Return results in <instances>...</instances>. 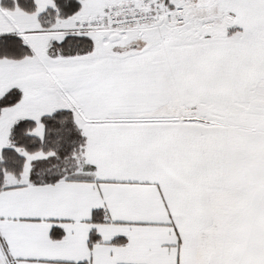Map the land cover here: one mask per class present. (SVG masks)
<instances>
[{
  "label": "snow or ice",
  "instance_id": "6c2138e0",
  "mask_svg": "<svg viewBox=\"0 0 264 264\" xmlns=\"http://www.w3.org/2000/svg\"><path fill=\"white\" fill-rule=\"evenodd\" d=\"M0 264H264V0H0Z\"/></svg>",
  "mask_w": 264,
  "mask_h": 264
}]
</instances>
